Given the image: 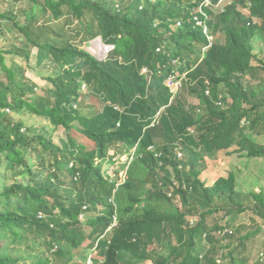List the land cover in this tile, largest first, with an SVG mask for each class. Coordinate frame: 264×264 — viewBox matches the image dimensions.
Wrapping results in <instances>:
<instances>
[{"label": "trees", "instance_id": "16d2710c", "mask_svg": "<svg viewBox=\"0 0 264 264\" xmlns=\"http://www.w3.org/2000/svg\"><path fill=\"white\" fill-rule=\"evenodd\" d=\"M222 1L6 3L0 264H120L121 253L151 264H248L256 232L233 242V230L208 220L249 211L264 220V193L238 190L232 172L207 183L203 154L264 159V62L252 66L264 0ZM97 39L113 47L104 60L84 49ZM170 75H185L181 88L198 106L172 95ZM82 100L97 110L83 113ZM117 146L133 157L119 185L104 168Z\"/></svg>", "mask_w": 264, "mask_h": 264}, {"label": "rangeland", "instance_id": "374dc122", "mask_svg": "<svg viewBox=\"0 0 264 264\" xmlns=\"http://www.w3.org/2000/svg\"><path fill=\"white\" fill-rule=\"evenodd\" d=\"M10 3L11 0H0V11H5L6 3ZM28 1V0H25ZM231 0H223L222 5L226 4ZM28 4V2H27ZM26 4V5H27ZM221 5V7H222ZM220 7V9H221ZM240 11H243L242 8H238ZM218 8H213V11L217 13ZM15 33V30L9 26L8 27V35L12 37ZM221 39V37H218ZM256 59L253 60L252 66L259 67L264 62V45L256 44ZM91 55H93L98 60H104L107 54L108 47H105L99 39L92 41L87 46H84ZM251 78L246 79L248 82ZM249 82H252L251 80ZM48 87V86H47ZM36 91V90H35ZM181 92L178 95L181 96L182 101L186 102L188 105L198 106L199 102L191 97L187 96L186 88L180 90ZM222 91V89H221ZM36 92H40L39 89ZM224 93V91H222ZM79 108L83 113H91L92 109L97 110L92 106L88 100H82L79 104ZM94 112V111H93ZM31 122L36 124L42 123L46 124L44 120L39 118H32ZM241 126H244V123H241ZM59 133V134H58ZM62 134V130L56 132L55 139L56 143H58L57 139ZM87 149H92L93 144L86 143ZM121 149L120 146L115 147L114 151H117L116 156H120L119 159L113 161V163L105 162L104 168L110 169L114 176L119 175L120 171H122L123 163L126 162V156L121 155L119 151ZM217 152L212 155L206 156L205 162L208 165V169L203 172L202 179H206L207 183H211L212 180L217 179L219 177H228V175L232 172L237 176V188L238 190L244 192H258L260 189L264 193V159L261 158H246L244 154L238 155L237 153L231 152ZM111 173V172H110ZM117 173V174H116ZM122 173V172H121ZM223 214L220 213L216 215L213 219L208 220V225L212 227L220 223L221 225H227L233 232L235 233L233 242L236 239L246 236L249 233H255L254 236L250 238L247 242L246 250L244 251V257L248 260V264H256L257 260L259 262L260 259H264V220L253 214V212H245L239 215H233L228 218H222ZM191 220V219H190ZM219 225V224H218ZM239 230V232H236ZM86 231H90L89 228H86ZM207 246L203 243L201 244V248L199 249V254L203 255L206 251ZM161 253L167 254L168 250H162ZM237 257V256H236ZM119 263L120 264H151V262H137L128 258L126 253H121L119 255Z\"/></svg>", "mask_w": 264, "mask_h": 264}, {"label": "clouds", "instance_id": "9594fccd", "mask_svg": "<svg viewBox=\"0 0 264 264\" xmlns=\"http://www.w3.org/2000/svg\"><path fill=\"white\" fill-rule=\"evenodd\" d=\"M227 3H229V1L227 2ZM221 5L222 4H220V6L219 7H221ZM202 7L203 8H206V7H210V5H209V3L208 2H205L203 5H202ZM218 6H216V7H213V8H217ZM213 8H212V10H213ZM198 12L200 13V16H205L204 14H203V12H202V10H201V8L199 7L198 8ZM244 15H247L248 14V11L247 10H243V11H241ZM248 16V15H247ZM206 17V16H205ZM194 21L196 22V25L197 26H199V27H204V21L203 20H200L198 17H195L194 18ZM177 24H179V23H177ZM100 40V39H99ZM101 41V40H100ZM102 43V42H101ZM103 44V43H102ZM105 47H108L109 49L107 50V54H106V57H107V55H108V53L110 52V51H112L113 50V47L112 46H108V45H105V44H103ZM105 57V58H106ZM97 59V58H96ZM147 73V69H143L142 70V74H146ZM185 76V75H184ZM184 76H181V78L180 79H177V77H175L174 75H170L166 80H165V86L170 90V92L172 93V95L173 96H176L179 92H181L180 90L182 89L181 87H182V79H185V81H186V77H184ZM169 80H171V85L169 86L168 85V81ZM206 95L208 96L209 95V93H208V91H206ZM221 98V96H219V99ZM217 105L218 106H220V103H218L217 102ZM190 132L191 133H193L194 131L192 130V129H190ZM149 151H151L152 153H154L155 154V156L156 157H160L161 156V154L160 153H158L157 151H155V147L154 146H151V147H149V149H148ZM126 156V162L125 163H123V165H126V168L125 169H123L122 171H120V174L118 175V176H114V174H113V172L110 170L109 171V173H108V175H109V177L110 178H114V179H118V185L119 184H122L124 181H125V179H126V170H127V167H128V165L130 164V162H131V160H132V155L130 156V155H125ZM177 157H178V159H182V154L180 153V152H177ZM120 158V156H117L116 157V160L117 159H119ZM111 172V173H110ZM122 172V173H121ZM113 180V179H112ZM89 261H91V259H88L87 260V263L89 262Z\"/></svg>", "mask_w": 264, "mask_h": 264}, {"label": "built area", "instance_id": "2783aa9c", "mask_svg": "<svg viewBox=\"0 0 264 264\" xmlns=\"http://www.w3.org/2000/svg\"><path fill=\"white\" fill-rule=\"evenodd\" d=\"M171 80L168 81V85L170 86L171 85ZM262 261V259H260ZM88 264H90V261L88 262Z\"/></svg>", "mask_w": 264, "mask_h": 264}]
</instances>
